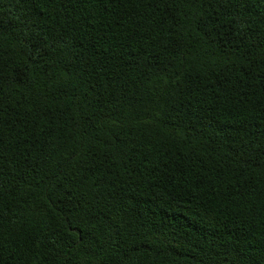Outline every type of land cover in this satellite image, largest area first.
Returning a JSON list of instances; mask_svg holds the SVG:
<instances>
[{
    "label": "trees",
    "instance_id": "obj_1",
    "mask_svg": "<svg viewBox=\"0 0 264 264\" xmlns=\"http://www.w3.org/2000/svg\"><path fill=\"white\" fill-rule=\"evenodd\" d=\"M0 264H264V0H0Z\"/></svg>",
    "mask_w": 264,
    "mask_h": 264
}]
</instances>
